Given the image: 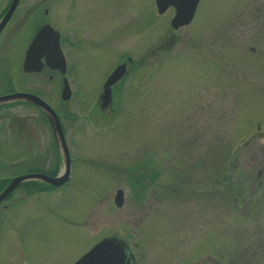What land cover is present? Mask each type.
<instances>
[{
    "label": "rangeland",
    "instance_id": "374dc122",
    "mask_svg": "<svg viewBox=\"0 0 264 264\" xmlns=\"http://www.w3.org/2000/svg\"><path fill=\"white\" fill-rule=\"evenodd\" d=\"M77 1L76 95L69 108L49 97L69 117L70 180L56 191L57 215L37 214L50 196H35L33 206L14 207L5 234L21 237L37 264H73L111 234L127 242L135 264H264V170L254 192L237 179L264 169V0H199L177 30L174 9L159 14L155 0ZM112 49L136 63L110 109L96 87L101 93ZM23 113L33 114L15 115ZM26 120L25 137L9 134V160L25 142L27 151L56 150L48 128ZM56 148L61 173L59 141Z\"/></svg>",
    "mask_w": 264,
    "mask_h": 264
},
{
    "label": "flooded vegetation",
    "instance_id": "af4514ba",
    "mask_svg": "<svg viewBox=\"0 0 264 264\" xmlns=\"http://www.w3.org/2000/svg\"><path fill=\"white\" fill-rule=\"evenodd\" d=\"M80 10L77 0H0V122L7 121L6 127H2L3 131H1L2 128L0 129V194L14 178L26 177L0 199V246L1 240H5V235L9 241L5 243V246H1L0 261L2 264H11V250L8 244L15 247V252H13L15 264H37L30 262V258H34V253L26 252L21 237L14 238L5 234L4 226L7 216L15 206L23 203L31 205L32 198L35 196L36 199L50 196V200H42L40 204L37 200L38 205L43 204L42 209L37 208V214L48 212L54 216L57 215L54 206L56 191L70 180V170L65 182L60 185H53L45 179L33 176L42 174L53 178L60 174L57 166L61 152L59 154L57 152V141L46 112L39 105L22 96L32 95L45 101L57 114L67 141V127L62 118L69 119L68 114L57 111L53 105L54 101L49 97H54L55 101L58 99L62 104L66 102L69 108L68 102L76 95L74 79L78 77L77 68L69 52H72L79 60L78 56L82 52L80 50L81 41L75 37L74 28H76L75 23L79 18ZM110 53L115 54L112 66L108 71L102 70L104 81L101 84V93L98 87H96V93L100 97L101 107L113 109V94L119 82L134 70L136 61L126 50L124 52L113 50ZM119 67H123V76L105 87L107 78ZM64 91L65 94L70 95L68 100L62 99ZM104 95L107 96L105 102L103 101ZM20 111H31L33 114L23 113V117L20 118L19 115H15V112ZM70 116L74 117L72 113ZM27 117L35 119L40 128L42 126L46 130L48 128L52 136L49 148L56 150L51 152L48 150L27 151L25 142L23 150L16 154V161L9 160L8 150L16 145L11 143L9 134L20 135L18 138L25 137ZM70 160H73L71 156ZM260 170L254 178L251 174H241L237 175V179L252 188L254 192L258 185V178L264 169ZM230 175L235 176V172L231 171ZM234 201L239 203L237 199ZM33 205L34 202L31 206ZM37 218L36 216L34 220ZM109 236L114 235L102 236L86 248L77 259L88 252L98 241ZM28 243L29 247L36 246L35 236H32ZM214 260L217 262V259ZM43 262L48 263L46 259ZM38 264L41 262L38 261Z\"/></svg>",
    "mask_w": 264,
    "mask_h": 264
},
{
    "label": "water",
    "instance_id": "95a60500",
    "mask_svg": "<svg viewBox=\"0 0 264 264\" xmlns=\"http://www.w3.org/2000/svg\"><path fill=\"white\" fill-rule=\"evenodd\" d=\"M199 0H155V5L157 12L163 14L169 7L174 9V15L170 21L171 27L173 29H178L180 27L188 25L196 12ZM123 75V67L117 68L112 74L107 78L105 87L113 84L118 78ZM65 90V89H64ZM26 100L34 102L39 105L47 114L49 118L53 134L56 141L61 144L63 155L65 157V171L58 174L56 177H47L45 175H33L34 177H40L47 180L53 185L62 184L70 170V156L65 141V137L55 111L41 98L27 95L22 96ZM69 94L63 92L62 99H68ZM107 96H103V101ZM23 178L26 177H16L14 178L8 187L0 194V199H2L15 185H17ZM124 202L123 190L120 188L116 191L114 197V203L117 207H121ZM135 257L131 250L129 249L127 243L117 236H109L101 239L96 243L88 252L83 254L79 259H77L73 264H134Z\"/></svg>",
    "mask_w": 264,
    "mask_h": 264
}]
</instances>
